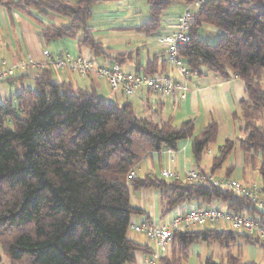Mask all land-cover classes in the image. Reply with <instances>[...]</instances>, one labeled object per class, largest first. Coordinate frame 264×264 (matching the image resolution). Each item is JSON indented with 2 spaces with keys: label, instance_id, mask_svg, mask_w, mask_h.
Masks as SVG:
<instances>
[{
  "label": "trees",
  "instance_id": "trees-1",
  "mask_svg": "<svg viewBox=\"0 0 264 264\" xmlns=\"http://www.w3.org/2000/svg\"><path fill=\"white\" fill-rule=\"evenodd\" d=\"M99 1L108 0H0V4L9 11L63 16L66 23L42 24L46 41L75 39L95 60L110 58L121 64L133 52L107 55L88 27ZM146 1L149 18L137 30L150 35L160 29L163 12L172 4L197 0ZM204 24L220 30L216 43L200 37ZM179 54L188 61L190 76L214 72L244 81L247 98L239 101L234 113L243 134L238 140L246 163L264 153V124L258 122L260 115L264 117V0H203L194 10L190 40ZM157 62L156 57L147 61L148 74L157 71ZM55 72L44 68L28 74L34 88L20 85L15 100L0 101V264L4 258L10 264H134L136 252L151 253L152 248L127 236L131 216L144 213L131 204V188H159L163 216L193 199L221 200L230 211L256 217L264 227V215L251 202L221 186L187 178H128L148 153L178 149L188 138H193L194 158L201 162L217 142V122L196 135L192 119L174 126L139 117L130 102H107L94 87H74L57 80ZM233 146L231 139L224 142L213 158V172ZM260 173L264 193V161ZM240 238L264 248L259 235L208 227L175 230L171 255L156 264H184L193 244L229 248ZM203 264L259 263L243 261L228 250L225 262L210 255Z\"/></svg>",
  "mask_w": 264,
  "mask_h": 264
},
{
  "label": "crops",
  "instance_id": "crops-1",
  "mask_svg": "<svg viewBox=\"0 0 264 264\" xmlns=\"http://www.w3.org/2000/svg\"><path fill=\"white\" fill-rule=\"evenodd\" d=\"M65 1L75 2L76 0ZM170 7L163 12L160 29L147 35L137 30V27L149 18V6L146 0L97 2L88 21V27L94 36L103 43L106 54L117 56L133 52L132 58H128L121 64L110 58L97 59V63L105 66L118 64L127 73L148 76H155L159 73L172 80L182 81L183 77L166 59V47L160 42V39L173 31L182 14L192 8V5L178 1ZM66 22L67 18L57 14L44 15L34 10H31L30 14L18 9L9 11L0 4V61L7 59L10 63L17 64L19 59L28 53H31L35 59H41L45 49L68 52L72 55L85 54L92 57V52L88 48L80 49L75 39L62 38L50 42L44 39L41 32L42 24ZM220 35V30L209 24H204L200 31V37L209 43L211 38L220 37ZM155 57L158 59L157 71L148 74L145 70L147 61ZM28 74H35V72L16 68L13 78L0 81V101L9 98L15 100L18 86H30L32 82L34 83ZM55 77L74 87H94L105 101L111 103L121 105L130 102L139 117L156 122L169 121L174 126L180 125L184 120L192 119L196 126V135L210 122L215 121L219 124L218 145L213 148L211 144L205 151L201 162H196L192 150L193 138H188L179 142L178 149L164 147L161 151L148 153L133 168L136 177L163 178L162 170L172 169L178 173V178L186 179V173L195 169L202 175H212L216 178H238L249 184H257L262 188L260 166L264 161V153L258 152L254 160L250 158V161L246 163L245 154L238 140L243 134L240 131V121L234 117V113L239 110V101L247 98L245 83L242 79L235 76L225 78L214 72H206L204 75L194 74L188 77L185 80L186 92L184 94L181 92H156L148 86H144L138 94L128 96L123 91L111 90L105 79L96 75L85 79L63 70L55 72ZM227 139L234 141L233 149L222 165L213 172V158L219 155L222 145ZM131 204L143 210L144 213L133 214L130 224L145 220L156 224L166 223L175 213L184 214L196 207H218L225 213H236L230 211L227 204L221 200L204 203L201 200L193 199L180 203L173 211L163 216V197L161 190L157 187L131 188ZM208 228L233 230L246 234L243 229H236L227 219L220 220L217 225L210 224ZM127 236L141 244L152 245L144 233L135 232L131 228L128 229ZM228 250L239 254L243 261L252 260L264 264V248L246 242L243 238L238 239L229 248L222 247L219 243L193 244L189 248L188 259L184 264H203V261L210 255L225 259ZM171 252L172 248H170L169 256ZM135 254L137 258L135 264H143L146 253L136 252ZM246 254L248 256L245 260ZM3 264H10V262L4 260Z\"/></svg>",
  "mask_w": 264,
  "mask_h": 264
},
{
  "label": "built area",
  "instance_id": "built-area-1",
  "mask_svg": "<svg viewBox=\"0 0 264 264\" xmlns=\"http://www.w3.org/2000/svg\"><path fill=\"white\" fill-rule=\"evenodd\" d=\"M203 0H197L192 8L187 9L181 16L179 23L172 32L160 39L166 47V59L173 65L183 77L182 81H175L169 77L157 74L148 76L143 74L127 73L118 64L113 66L99 65L97 61L88 55H72L63 51H51L45 49L41 59L28 53L19 59L17 64L10 63L7 59L0 61V81L11 79L15 76L16 68L37 73L44 68H52L56 72L70 71L80 78H89L92 75L103 77L109 88L113 91H123L128 96L138 94L144 86H148L156 92H186V79L190 76L188 61L179 54L181 46L190 40V28L194 21V10ZM164 178H178V173L172 169H164L161 172ZM133 169L128 173V178H135ZM188 180L212 183L230 190L237 196L246 198L261 214L264 215V193L257 184H249L238 178H216L212 175H202L192 169L186 173ZM227 219L236 229H243L248 235H259L264 240V227L258 218L241 213H225L218 207H196L184 214L175 213L168 222L160 224L149 220L136 224H130L135 232L144 233L152 243L151 253H146L143 264H156L157 261L170 253L173 232L175 230L197 231L207 228L210 224L217 225L220 220ZM135 264V263H134Z\"/></svg>",
  "mask_w": 264,
  "mask_h": 264
},
{
  "label": "rangeland",
  "instance_id": "rangeland-1",
  "mask_svg": "<svg viewBox=\"0 0 264 264\" xmlns=\"http://www.w3.org/2000/svg\"><path fill=\"white\" fill-rule=\"evenodd\" d=\"M171 8V7H170ZM218 36H215V37H213V38H211V42L210 43H216L217 42V40H218ZM176 70V69H175ZM177 71V70H176ZM262 85H263V87H264V78H263V80H262ZM30 87H32V88H34L35 87V84L32 82L31 83V85H30ZM108 102V101H107ZM258 122L260 123V124H264V117H263V115H260L259 117H258ZM217 145H218V142L217 143H215V144H212V146H213V148H216L217 147ZM216 152H217V150H216ZM0 249H1V246H0ZM233 251L235 252V248L233 247ZM247 254H246V256H244V259L246 260V258H247ZM215 257V256H214ZM216 261H219V262H225V259H224V257H221V258H219V257H215L214 258ZM4 260H6L7 261V259L6 258H4Z\"/></svg>",
  "mask_w": 264,
  "mask_h": 264
}]
</instances>
